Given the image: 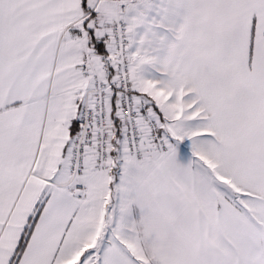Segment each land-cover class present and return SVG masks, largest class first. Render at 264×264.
<instances>
[{
	"label": "snow or ice",
	"instance_id": "obj_1",
	"mask_svg": "<svg viewBox=\"0 0 264 264\" xmlns=\"http://www.w3.org/2000/svg\"><path fill=\"white\" fill-rule=\"evenodd\" d=\"M0 264H264V0H0Z\"/></svg>",
	"mask_w": 264,
	"mask_h": 264
}]
</instances>
